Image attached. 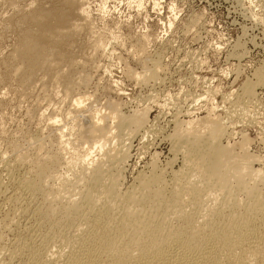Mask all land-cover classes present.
I'll list each match as a JSON object with an SVG mask.
<instances>
[{
	"label": "rangeland",
	"instance_id": "obj_1",
	"mask_svg": "<svg viewBox=\"0 0 264 264\" xmlns=\"http://www.w3.org/2000/svg\"><path fill=\"white\" fill-rule=\"evenodd\" d=\"M263 63L264 0H0V188L10 189V172L24 170L16 156L31 166L34 157L60 155L55 172L64 173L71 168L64 158L88 150L77 146L76 131L62 157L46 126L53 108L68 115V127L87 126L85 113L72 112L80 94L94 112L143 115L121 190L150 162L169 179L170 157L175 170L182 163L167 138L173 120H201L212 107L224 118L221 143L237 154L243 147L264 169V86L248 107L224 114L233 109L231 93L255 81Z\"/></svg>",
	"mask_w": 264,
	"mask_h": 264
},
{
	"label": "bare ground",
	"instance_id": "obj_2",
	"mask_svg": "<svg viewBox=\"0 0 264 264\" xmlns=\"http://www.w3.org/2000/svg\"><path fill=\"white\" fill-rule=\"evenodd\" d=\"M254 77L231 93L226 116L254 102L264 63ZM74 96L72 112L85 113L89 124L68 127V115L51 108L46 126L60 154L69 153L76 131L77 146L88 150L64 158L71 167L64 173L55 172L57 154L34 157L31 166L14 157L24 170L8 169L10 189L0 188L7 205L0 209V264H264V169L243 147L237 154L221 143L224 118L215 108L201 120H173L167 138L182 163L175 170L170 157L169 179L150 162L121 190L122 163L143 115L94 112L86 95Z\"/></svg>",
	"mask_w": 264,
	"mask_h": 264
}]
</instances>
